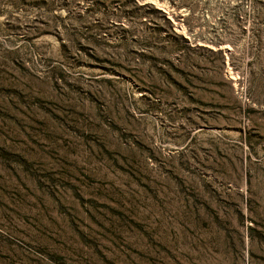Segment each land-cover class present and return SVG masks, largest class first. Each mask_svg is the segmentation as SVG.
<instances>
[{
    "label": "rangeland",
    "instance_id": "rangeland-1",
    "mask_svg": "<svg viewBox=\"0 0 264 264\" xmlns=\"http://www.w3.org/2000/svg\"><path fill=\"white\" fill-rule=\"evenodd\" d=\"M0 264H264V0H0Z\"/></svg>",
    "mask_w": 264,
    "mask_h": 264
}]
</instances>
